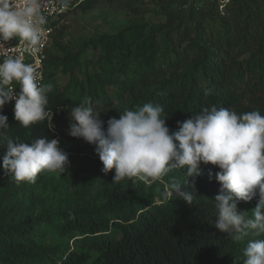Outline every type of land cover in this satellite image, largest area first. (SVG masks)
<instances>
[{"label":"trees","instance_id":"1","mask_svg":"<svg viewBox=\"0 0 264 264\" xmlns=\"http://www.w3.org/2000/svg\"><path fill=\"white\" fill-rule=\"evenodd\" d=\"M232 4L237 5L233 21L218 12L205 18L190 8L185 24L140 25L92 41L101 51L89 70L68 60L60 69L67 80L60 87L50 82L47 110L53 112V127L49 129L50 119L19 126L10 102L0 113L8 117V135L26 143L45 135L58 139L72 166L85 141L68 135L70 109L85 98H91L99 113L116 96L129 99L120 112L161 104L170 131L205 106L238 114L259 109L264 115V30H253L264 22V14L239 0ZM120 112L105 117V130L107 120L119 119ZM201 170L209 175L196 178L197 197L191 206L163 196L173 177L184 180L182 170L145 189L110 181L96 190L84 175L76 198L56 212L34 215L16 201L9 209L0 206V264H243V250L254 237L236 243L212 226L219 169L201 165ZM13 183H0V197L27 195ZM256 203L240 202L238 210L251 216Z\"/></svg>","mask_w":264,"mask_h":264},{"label":"clouds","instance_id":"2","mask_svg":"<svg viewBox=\"0 0 264 264\" xmlns=\"http://www.w3.org/2000/svg\"><path fill=\"white\" fill-rule=\"evenodd\" d=\"M66 9L70 0H59ZM46 17L40 0H0V49L18 38L27 51H39ZM15 85H19L18 91ZM52 84H41L36 69L23 56L7 54L0 62V113L14 101V119L28 128L50 119L47 110ZM120 112V111H119ZM119 119L105 122L91 98L70 109L68 135L83 139L95 148L107 175L114 170L112 183L139 181L150 186L162 182L175 170L184 180L173 177L163 196L182 199L192 205L197 197L195 180L201 165L218 168L220 185L214 198L213 227L233 242L250 239L243 250V264H264V115L259 109L238 114L216 106L202 107L191 118L178 122L170 131L161 104L145 103L136 110L125 109ZM53 127L51 123V129ZM8 117L0 114V145L6 148L2 167L14 183H35L39 174H64L69 164L58 139L47 135L30 143L8 135ZM211 178V173H210ZM256 199L251 211H239L238 203Z\"/></svg>","mask_w":264,"mask_h":264},{"label":"rangeland","instance_id":"3","mask_svg":"<svg viewBox=\"0 0 264 264\" xmlns=\"http://www.w3.org/2000/svg\"><path fill=\"white\" fill-rule=\"evenodd\" d=\"M233 1L237 0H92L88 5L69 13L55 29V38L48 48L44 64L46 79L48 83L54 81L60 87L67 80L60 69L68 60L78 61V64L89 70L101 51L97 42L94 44L92 41L112 38L124 28L141 25L149 29L168 22L172 25L185 24L190 8L202 11L205 18L218 12L233 21L237 7L232 4ZM239 1L247 3L256 13L264 14V0ZM253 27L254 31L262 33L264 22ZM128 103V97L116 96L112 106L101 111V119L104 121L108 114L119 112ZM82 147V153L77 155L78 160L74 165H68L64 174L44 172L38 175L35 183H13L14 188L26 190L27 195L20 194L14 199L0 197V206L9 209L16 201L22 209L34 215L56 212L76 198L84 175L91 177L90 181L95 184L96 190L108 187L114 170L105 175L94 146L85 142ZM5 154L0 153V183L11 179L2 167ZM201 174L209 175V172L201 170ZM120 183L132 189L149 187L139 181L124 180Z\"/></svg>","mask_w":264,"mask_h":264},{"label":"built area","instance_id":"4","mask_svg":"<svg viewBox=\"0 0 264 264\" xmlns=\"http://www.w3.org/2000/svg\"><path fill=\"white\" fill-rule=\"evenodd\" d=\"M84 0H70V4L66 9H61L59 0H40L41 12L46 17L47 23L44 25L45 32L43 34L39 51L31 53L26 50L25 44L18 38L13 39L5 45L7 50L0 49V62L7 54L23 56L26 64H32L39 76V82L44 84L46 75L44 64L47 59V51L51 45L52 39L55 34V29L64 20V16L70 11L75 9ZM18 91L19 85H15ZM14 105V101H12Z\"/></svg>","mask_w":264,"mask_h":264}]
</instances>
